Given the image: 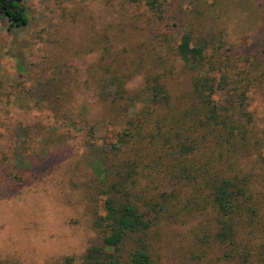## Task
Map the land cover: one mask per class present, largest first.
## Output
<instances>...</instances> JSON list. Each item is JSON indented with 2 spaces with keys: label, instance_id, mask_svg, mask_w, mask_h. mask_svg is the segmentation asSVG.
Wrapping results in <instances>:
<instances>
[{
  "label": "rangeland",
  "instance_id": "rangeland-1",
  "mask_svg": "<svg viewBox=\"0 0 264 264\" xmlns=\"http://www.w3.org/2000/svg\"><path fill=\"white\" fill-rule=\"evenodd\" d=\"M21 6L26 25L0 14V264H82L100 240L93 223L105 214L104 175L125 170L135 148L149 153L137 172L142 186L143 174L153 178L147 198L161 216L147 237L151 264H230L218 246L199 241L212 223L203 195L191 185L164 183L179 170L150 147L187 116L186 126L206 121L214 102L218 122L230 130L235 111L246 128L234 150L218 156L208 144L199 159L210 156L220 162L217 169L231 164L256 178L261 173L264 57L253 59L248 47L264 37V0H23ZM185 33L203 47L201 69L177 54ZM206 71L216 89L204 97L212 104L201 107L192 83ZM153 74L169 99L148 108L144 79ZM143 112L152 121L117 151L121 137L135 135L133 127L147 120ZM254 142L258 153H240ZM254 185L264 196V185ZM259 202L262 226L245 244L250 264H264V198ZM135 240L122 246L126 264Z\"/></svg>",
  "mask_w": 264,
  "mask_h": 264
},
{
  "label": "trees",
  "instance_id": "trees-1",
  "mask_svg": "<svg viewBox=\"0 0 264 264\" xmlns=\"http://www.w3.org/2000/svg\"><path fill=\"white\" fill-rule=\"evenodd\" d=\"M22 2L23 0H0V14L8 18L16 27L27 23L24 8L21 6ZM248 48L253 53L251 56L253 59L257 60L258 55L264 57V37ZM177 54L192 69L202 68L205 59L203 47L192 45L190 33H185L180 37ZM207 72L203 79L195 78L192 83L194 96L202 98L201 103H197L201 107L212 104L211 98L204 100V97L211 96L216 89L214 79L207 77ZM144 81L149 91L150 105L148 108H154L169 99L158 75L145 76ZM213 104L207 110L209 115L205 116L206 121L199 120L195 123L190 121L191 124L186 126L189 120L187 116L182 123L179 122L181 125L174 123L166 130L167 133H162L161 144L156 142L150 148L154 153L161 152L160 157L165 160L167 167L174 163L179 170L177 175L172 174L164 183L171 186L191 185L195 193L203 195V201L208 204L212 223L209 231H205L199 238L201 245H206L207 248L209 244L218 246L221 256L230 264H250L252 255L247 251L248 249H245V244L250 243L254 231L258 229V224L262 226L259 199L262 200L264 196L256 192L254 184L257 181V184L264 185V160L261 161L263 176L260 173L256 178L250 174L235 172L231 164L226 169L222 167L217 169L220 162L212 160L210 156L199 159L201 155L206 156L204 150L210 148L208 144H212L211 148L217 152L218 156L221 151L227 153L234 150L240 144L238 142L240 141L239 133L246 128L234 111L231 114V129L229 130L226 122L217 121L220 117L217 113L220 110L214 102ZM203 112L204 110L199 108L198 117ZM143 115L147 117V120L142 118L140 125L133 127L136 131L135 135L128 133L124 134L125 138L121 137V144L115 148L117 151L121 152L123 147H128L130 138L141 137L142 127L140 126L152 121L149 113L143 112ZM153 137L150 139L153 140ZM246 141L247 139L242 138L243 143ZM259 147L261 146L254 142L251 150L240 153H258ZM138 149L135 148L132 162H123L125 170L114 175H104L103 185L110 182L104 191L103 210L105 214L98 216L93 223L94 228L100 234V240L85 251L82 264H126L122 256V246L132 236H135L136 247L130 251L129 264L152 263L147 237L150 228L161 216L156 213L157 208L153 197H151L152 200L147 198L148 190H152L153 178L151 177L148 182V175L143 174L142 179L145 184L142 186L141 176L137 172L142 162L149 158V153L144 154ZM161 197L166 198L165 193L161 194ZM199 257L204 260L206 253L201 250ZM66 260L69 259L66 258ZM189 264L204 263L191 262Z\"/></svg>",
  "mask_w": 264,
  "mask_h": 264
}]
</instances>
